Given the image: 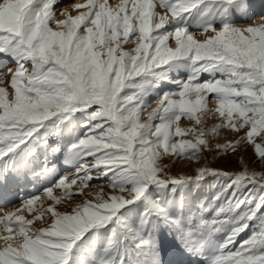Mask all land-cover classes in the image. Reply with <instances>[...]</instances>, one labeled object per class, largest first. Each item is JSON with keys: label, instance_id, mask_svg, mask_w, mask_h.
<instances>
[{"label": "snow or ice", "instance_id": "snow-or-ice-1", "mask_svg": "<svg viewBox=\"0 0 264 264\" xmlns=\"http://www.w3.org/2000/svg\"><path fill=\"white\" fill-rule=\"evenodd\" d=\"M58 3L0 0V85L11 75L0 87V197L47 181L0 216V264H264V174L242 158L239 173L171 172L211 151L205 135L224 127L247 132L221 153L246 143L264 163V12L251 0H86L58 19ZM216 114L226 124L174 142L197 134L182 118ZM205 184L213 194L199 200ZM97 185L113 194L86 191ZM41 195L52 205L37 212Z\"/></svg>", "mask_w": 264, "mask_h": 264}, {"label": "rangeland", "instance_id": "rangeland-1", "mask_svg": "<svg viewBox=\"0 0 264 264\" xmlns=\"http://www.w3.org/2000/svg\"><path fill=\"white\" fill-rule=\"evenodd\" d=\"M120 0H109L110 5L115 6L118 4ZM153 2H157V0H153ZM251 2L255 5V12L257 15L264 12V0H251ZM86 0H59L57 5V16L58 19H65V16L60 15V11L66 10L72 16L79 15L80 12L86 11L87 9H79L76 10L73 8L74 4H85ZM156 11L160 14H164L165 10L160 8L159 6L156 8ZM258 23L261 21H257ZM54 30H59L55 29ZM196 39L203 41L207 38V34H198L195 37ZM174 46V44H173ZM135 47V44L125 45L124 50L131 51ZM11 66V67H10ZM8 68H12L15 71L16 65L12 62L7 64ZM5 71V66H0V72ZM186 74H181V76H185ZM204 77H202L203 79ZM11 83V75H7L5 77V83L0 85V87H4L10 89ZM171 87V86H169ZM14 98V93L10 90L8 99L11 101ZM157 104L153 98V103L151 104L148 111H152V109L156 108ZM209 107L213 110L217 107L215 102L209 104ZM226 124V121L223 118L219 117L218 114L215 116H211L208 119L202 121L200 125H197L194 120H187L182 118L180 121V127L182 129L195 128L197 129V134H187L184 136H177L174 138V142L180 141H193L198 137V133L200 130H203L205 133H209L210 130L220 124ZM247 129H241L239 133L232 131L231 129L224 127L220 128L216 135H205V139L208 141V144L211 148V151L207 149H203L201 151V159L199 161L196 160H187L182 159L179 162L172 164V161L176 160V157H167L165 156L162 163L163 164H172L171 172L173 174H192L194 171L203 166H209L211 168L217 170H224L231 173H239L243 171L244 165L241 163V158L244 162H246L249 171H255L258 174H264V163L258 162V157L255 155V149L252 145H248L246 143L242 144L241 149L237 153H227L223 154L217 148V145L226 144L229 142H234L239 139L241 136L246 135ZM257 142H261L260 138L257 137ZM246 149V150H245ZM90 159V158H89ZM60 175H68L69 177L75 175L67 166H61ZM58 178V177H56ZM47 184V181L43 177H30L25 180L19 187H15L12 189L16 194L11 196L9 199L5 200L0 197V216L4 214V210L6 211H15L17 208L22 207L19 197L29 195L32 192L40 191ZM214 190V184H205L202 188L197 189V196L199 200H207L211 197ZM72 191H76V186H73ZM86 191H92L96 193L98 191H103L106 195L113 194L112 189L109 186H104L101 188L99 185L96 187L87 189ZM53 194L57 197L63 195L62 189H54ZM79 200H64L63 203L65 206L68 204L78 203ZM41 205L43 208H47L52 205V201L48 200L46 196L41 195V200L37 202L34 206L35 210L38 212L41 210ZM59 211H64V208L57 206ZM26 219H33L34 213H28L26 210L23 212ZM41 226L39 222H37L34 227ZM46 226V225H45ZM3 226H0V230H2ZM2 234H7L2 233Z\"/></svg>", "mask_w": 264, "mask_h": 264}, {"label": "bare ground", "instance_id": "bare-ground-1", "mask_svg": "<svg viewBox=\"0 0 264 264\" xmlns=\"http://www.w3.org/2000/svg\"><path fill=\"white\" fill-rule=\"evenodd\" d=\"M1 66V65H0ZM11 67V66H10Z\"/></svg>", "mask_w": 264, "mask_h": 264}]
</instances>
